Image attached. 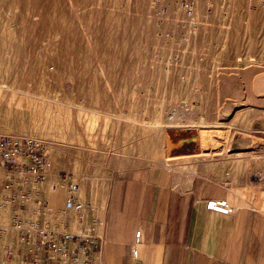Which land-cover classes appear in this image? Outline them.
Here are the masks:
<instances>
[{
    "label": "rangeland",
    "instance_id": "rangeland-1",
    "mask_svg": "<svg viewBox=\"0 0 264 264\" xmlns=\"http://www.w3.org/2000/svg\"><path fill=\"white\" fill-rule=\"evenodd\" d=\"M185 128L207 157L264 150V0H0V137L38 141L48 185L105 219Z\"/></svg>",
    "mask_w": 264,
    "mask_h": 264
},
{
    "label": "crops",
    "instance_id": "crops-1",
    "mask_svg": "<svg viewBox=\"0 0 264 264\" xmlns=\"http://www.w3.org/2000/svg\"><path fill=\"white\" fill-rule=\"evenodd\" d=\"M169 144L161 164L112 179L102 264H264V150L253 151L249 137L228 158L207 157L190 128L170 131ZM46 184L49 202L61 206ZM210 199H226L232 212L208 211ZM136 231L140 244L133 257Z\"/></svg>",
    "mask_w": 264,
    "mask_h": 264
},
{
    "label": "built area",
    "instance_id": "built-area-1",
    "mask_svg": "<svg viewBox=\"0 0 264 264\" xmlns=\"http://www.w3.org/2000/svg\"><path fill=\"white\" fill-rule=\"evenodd\" d=\"M50 166L38 141L0 137V264H102L103 215L64 176L46 184L62 199L61 206L52 205L44 194ZM206 209L220 215L233 210L226 199L207 200ZM139 244L136 231L133 257Z\"/></svg>",
    "mask_w": 264,
    "mask_h": 264
}]
</instances>
